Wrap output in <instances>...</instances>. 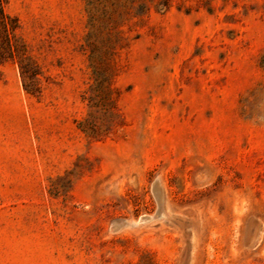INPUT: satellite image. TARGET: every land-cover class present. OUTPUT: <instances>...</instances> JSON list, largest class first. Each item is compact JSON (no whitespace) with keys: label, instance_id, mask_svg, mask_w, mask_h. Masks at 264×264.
Masks as SVG:
<instances>
[{"label":"rangeland","instance_id":"1","mask_svg":"<svg viewBox=\"0 0 264 264\" xmlns=\"http://www.w3.org/2000/svg\"><path fill=\"white\" fill-rule=\"evenodd\" d=\"M5 10L37 70L0 62V264H264V0Z\"/></svg>","mask_w":264,"mask_h":264},{"label":"trees","instance_id":"2","mask_svg":"<svg viewBox=\"0 0 264 264\" xmlns=\"http://www.w3.org/2000/svg\"><path fill=\"white\" fill-rule=\"evenodd\" d=\"M19 27L18 18L10 15L5 10V0H0V62L18 58L22 69H26L30 65L34 70H37L35 61L28 54L26 44L18 35ZM117 43L118 39L108 46L106 53H110V55L116 54ZM105 55L97 56L94 48L91 49V53L89 54L94 84L92 87L93 94L88 97V100L90 101V107H99L103 115H119L117 111H111V107H115V99L111 95L113 65H111L110 61H107ZM94 92L96 93L94 94ZM80 125L81 130L87 136L96 139H100L101 134L104 131H108L102 130L96 124H93L92 121L89 122L88 120L81 122Z\"/></svg>","mask_w":264,"mask_h":264},{"label":"water","instance_id":"3","mask_svg":"<svg viewBox=\"0 0 264 264\" xmlns=\"http://www.w3.org/2000/svg\"><path fill=\"white\" fill-rule=\"evenodd\" d=\"M151 218H153L152 216H143L139 219V222H146L148 220H150Z\"/></svg>","mask_w":264,"mask_h":264}]
</instances>
